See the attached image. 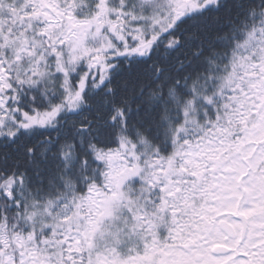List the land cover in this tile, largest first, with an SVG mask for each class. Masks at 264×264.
Wrapping results in <instances>:
<instances>
[{"label": "snow or ice", "instance_id": "snow-or-ice-1", "mask_svg": "<svg viewBox=\"0 0 264 264\" xmlns=\"http://www.w3.org/2000/svg\"><path fill=\"white\" fill-rule=\"evenodd\" d=\"M0 264H264V0H0Z\"/></svg>", "mask_w": 264, "mask_h": 264}]
</instances>
